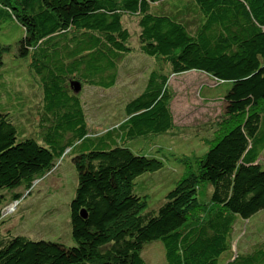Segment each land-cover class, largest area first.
Segmentation results:
<instances>
[{
  "label": "trees",
  "instance_id": "16d2710c",
  "mask_svg": "<svg viewBox=\"0 0 264 264\" xmlns=\"http://www.w3.org/2000/svg\"><path fill=\"white\" fill-rule=\"evenodd\" d=\"M127 16L137 19L139 54L154 66L125 119L94 132L72 85H117L134 52ZM12 31L20 32L14 45H0V264H148L142 249L152 242L162 244L166 264H264V241L230 253L237 223L264 212V0H0V35ZM6 53L38 86L32 118L27 95L7 80ZM193 71L217 89L229 84L223 110L239 119L205 139L204 154L144 151L146 139L173 131L170 78ZM66 158L77 185L64 232L33 240L23 232L31 221L23 227L21 218L13 230L3 208L16 203L17 212ZM170 160L185 163V174L145 208L139 178L160 174ZM205 183L210 197L191 215L193 190ZM53 217L48 226L59 224Z\"/></svg>",
  "mask_w": 264,
  "mask_h": 264
},
{
  "label": "rangeland",
  "instance_id": "374dc122",
  "mask_svg": "<svg viewBox=\"0 0 264 264\" xmlns=\"http://www.w3.org/2000/svg\"><path fill=\"white\" fill-rule=\"evenodd\" d=\"M123 27H126L131 35L129 43L134 52L121 63L117 85L105 91L83 87L78 94L85 105L88 124L94 132H101L125 119V105L142 91L147 73L154 66L152 60L138 52L137 19L133 16L125 17ZM9 34L2 33L0 35V45L13 46L20 37V32L17 31H12L11 36ZM11 55L12 53L4 55V70L7 80L13 82L15 91L27 95L24 101L26 108L24 109L26 115L32 113V118L35 115L33 114L35 113L34 108L39 104L38 86L30 78L27 68L23 70L18 63L11 64L9 62ZM21 64L23 66L28 64V59H24ZM211 80L197 71L170 78L169 86L173 93L171 103L174 117L173 131L160 138L146 139L143 144L144 151L148 150L150 153H158L170 158L177 154V148L179 149V158L189 155L191 152L200 151V154H204L209 148L205 139L211 140L218 137L229 123L232 125L239 119L226 116L223 110L221 97L229 84L219 86L217 89L216 84ZM203 85L209 87L204 95L202 92L199 93ZM263 159L264 152L261 157V160ZM177 164L181 163H178V160H170L165 166L166 169L160 174H145L139 178L141 182H145L144 187L147 188V196H144L143 199L145 208L158 205L175 182L183 177L187 165L183 163V166L178 167ZM76 185L75 169L72 161L66 158L60 165L59 174L48 176L44 182L36 183L29 195L27 192L24 194L27 195V198L17 212H15L16 205H6L1 215L4 219H9L7 225H12L13 230L22 227L19 225V218L25 221L23 227H26L29 224H27V220H30L33 226H27L29 229L26 232L23 230V232L33 240H56L59 238L58 232H62V230L64 232L66 229L65 222L69 217V204L74 197ZM140 186L141 184L136 187L139 189ZM193 191L194 200L190 199L188 210L191 211V215H196V213H201L198 212L201 206L207 203L211 186L207 183L199 184ZM44 211L46 212L44 213ZM34 212L37 213L38 218L32 221L31 219L35 217ZM50 213L54 215L52 219L57 220L59 224L48 226ZM236 226L230 253L247 251L258 242L264 241V212L254 216L248 222L237 223ZM66 241H70V239L66 238ZM142 257L148 264H166L164 248L160 242L146 244L142 249Z\"/></svg>",
  "mask_w": 264,
  "mask_h": 264
},
{
  "label": "water",
  "instance_id": "95a60500",
  "mask_svg": "<svg viewBox=\"0 0 264 264\" xmlns=\"http://www.w3.org/2000/svg\"><path fill=\"white\" fill-rule=\"evenodd\" d=\"M72 86H73V89H74L75 92H79L80 89H81V87L78 84H76V83H74ZM82 215H84V214L82 213Z\"/></svg>",
  "mask_w": 264,
  "mask_h": 264
},
{
  "label": "built area",
  "instance_id": "2783aa9c",
  "mask_svg": "<svg viewBox=\"0 0 264 264\" xmlns=\"http://www.w3.org/2000/svg\"><path fill=\"white\" fill-rule=\"evenodd\" d=\"M10 205H13V204H10ZM14 205H16V203Z\"/></svg>",
  "mask_w": 264,
  "mask_h": 264
}]
</instances>
